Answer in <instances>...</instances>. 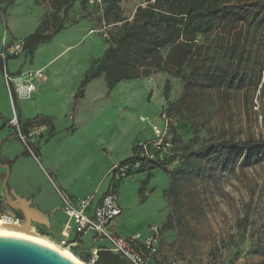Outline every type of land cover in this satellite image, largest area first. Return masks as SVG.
Wrapping results in <instances>:
<instances>
[{
  "label": "rangeland",
  "instance_id": "obj_1",
  "mask_svg": "<svg viewBox=\"0 0 264 264\" xmlns=\"http://www.w3.org/2000/svg\"><path fill=\"white\" fill-rule=\"evenodd\" d=\"M51 1L0 0V50L3 43L21 41L33 33L41 19L53 12ZM143 1L123 0L119 4L121 15L129 17L136 6L144 5ZM103 7L100 0H88L84 5L76 0L63 17L66 30L87 23L90 31H95L75 49H69V54H64L72 60L71 70L76 71L73 73L81 70L86 57L90 66L103 56L106 47L103 34L107 31L103 28ZM57 14L61 16L62 11ZM220 38L216 48L219 44L233 43L231 36H225L224 41ZM65 40L64 35L60 36L54 45L41 47L35 54L25 52L12 60L34 67L53 55L55 45ZM245 52L248 54L238 69L240 79L230 87L225 88L223 81L218 85L209 82L202 66L198 70L194 66L185 68L179 76L156 72L145 78L151 83L155 76L163 77L155 86L149 85L144 100L150 102L155 89L163 98L164 92L167 93L162 108L172 120L173 150L180 162L172 172L155 170L124 178L116 184V193L123 214L131 220L127 226L130 233L135 236L151 226L159 228V257L163 261L264 264V155L257 160H243L240 155L224 165L190 156L217 141L264 140V40L258 45H246ZM224 61L219 62L216 56L210 70L217 69V65L226 68L227 60ZM79 96L78 89L76 97ZM12 98L19 106L20 99L14 95ZM42 104L43 109L48 107ZM148 112L149 109L144 110L141 116H147ZM33 152L37 154L35 149ZM36 166L40 170L37 163ZM25 173L43 185L37 169L26 162L10 178L9 186L22 188ZM5 177L6 170L0 169V191L6 187ZM111 180L110 175L104 187ZM34 232L46 237L38 230Z\"/></svg>",
  "mask_w": 264,
  "mask_h": 264
},
{
  "label": "crops",
  "instance_id": "obj_2",
  "mask_svg": "<svg viewBox=\"0 0 264 264\" xmlns=\"http://www.w3.org/2000/svg\"><path fill=\"white\" fill-rule=\"evenodd\" d=\"M87 26V23H82L70 30L65 28L50 42L39 44L33 54L38 53L41 47L54 45L60 36L67 38V41L55 45L53 55L34 67H24L21 62L12 60L17 57L7 61L6 68L12 74L25 70H43L44 77L37 84L35 94L30 100L20 99L19 106L13 102V98L11 102L6 93L0 65V169L2 172L6 170L3 184L7 188H4L14 204L32 210L37 220L32 225L33 229L56 243L60 240V232L66 222L60 210L61 201L56 188L71 198H83L92 193L101 198L112 185L110 181L104 187L111 168L131 154L136 141L152 137L148 125L139 119L141 113L149 109L145 118L159 127L163 125L160 114L164 111L162 107L165 100L161 93L155 89L150 102L144 100L150 86H155V82L157 84L163 78L161 75L155 76L151 83L145 78L122 81L111 90L107 88L102 75L91 80L81 95L76 97L80 83L89 69L88 60L86 57L81 70L73 73L76 71L71 70L72 60L64 56L84 38L92 36L95 31H90ZM42 103L48 107L43 109ZM13 113L23 132L29 129L35 119H39L38 124L45 126L35 149L36 159L26 152L14 129L7 126ZM26 162L37 169L43 185L25 173L22 175V188L9 186L10 178H14ZM0 195H3V190ZM18 201L22 203L18 204ZM130 225L131 220L123 214L121 208V215L113 223L114 234L125 239L134 236L128 230L127 226ZM141 231L136 235L142 239L148 236L149 229ZM69 241L76 243L71 252L77 258H89L90 252L95 249L98 254L111 253L106 250L108 243L105 240L92 234L77 239L73 228L69 232Z\"/></svg>",
  "mask_w": 264,
  "mask_h": 264
},
{
  "label": "trees",
  "instance_id": "obj_3",
  "mask_svg": "<svg viewBox=\"0 0 264 264\" xmlns=\"http://www.w3.org/2000/svg\"><path fill=\"white\" fill-rule=\"evenodd\" d=\"M75 1L52 0L53 12L45 15L36 30L22 40L24 51L32 53L39 44L50 42L64 30L63 17ZM122 1L100 0L104 5L106 47L103 56L90 63L79 86L80 95L91 80L102 75L111 90L122 81L146 78L156 72L179 76L190 66L197 70L202 66L209 82L218 85L223 81L225 88L230 87L240 79L238 69L248 54L245 46L258 45L264 40V0H144V5L136 6L129 17L121 15L119 4ZM81 2L84 5L88 0ZM59 10L61 16L57 14ZM225 36H231L233 43L219 44L216 48L217 39L221 37L224 41ZM210 49L215 50L213 54ZM216 56L219 62L227 60L228 66L217 65V69L210 70ZM164 98H167L166 92ZM240 155L243 160L259 159L264 155V140L217 141L190 154L222 165ZM155 170L164 171L158 164H152L140 173ZM78 258L85 263L88 261L86 257ZM95 264L128 263L102 252Z\"/></svg>",
  "mask_w": 264,
  "mask_h": 264
},
{
  "label": "built area",
  "instance_id": "obj_4",
  "mask_svg": "<svg viewBox=\"0 0 264 264\" xmlns=\"http://www.w3.org/2000/svg\"><path fill=\"white\" fill-rule=\"evenodd\" d=\"M24 53L23 43L20 40L10 44L3 43L0 50L2 62V78L6 93L12 102V95L21 100H30L36 92L37 84L43 79V70H25L12 74L6 68L8 58L18 57ZM162 127L155 125L145 117H140L142 123H146L152 133V137L146 140L136 141L129 157L115 164L111 170V186L106 193L97 198L92 193L83 198H71L63 191L56 188L61 201V212L66 222L60 232L58 245L72 251L75 242L69 241V232L73 228L77 239L86 234H92L96 238L108 243L107 251L121 257L128 264H179L175 260H161L159 257L160 231L157 226L149 228V234L145 238L135 235L129 238H121L114 234L112 228L114 221L121 215L118 203L116 184L124 178L140 174L146 166L158 164L167 172L172 170L180 162V158L174 153L172 120L163 111L160 114ZM7 126L14 129L17 139L24 146L26 152L36 159L33 149H36L42 136L44 125L32 122L29 129L23 132L17 116L13 113ZM146 164V165H145ZM0 220L15 225H22L24 219L17 211H12L7 205L6 199L0 195ZM33 229V227H31ZM34 230V229H33ZM35 231V230H34ZM98 258V250L89 254L86 264H95Z\"/></svg>",
  "mask_w": 264,
  "mask_h": 264
},
{
  "label": "water",
  "instance_id": "obj_5",
  "mask_svg": "<svg viewBox=\"0 0 264 264\" xmlns=\"http://www.w3.org/2000/svg\"><path fill=\"white\" fill-rule=\"evenodd\" d=\"M3 194L12 211L19 212L24 222L23 227L31 228L37 220L32 210L24 205L14 204L6 189ZM0 264H74L62 255L38 244L10 237H0Z\"/></svg>",
  "mask_w": 264,
  "mask_h": 264
},
{
  "label": "bare ground",
  "instance_id": "obj_6",
  "mask_svg": "<svg viewBox=\"0 0 264 264\" xmlns=\"http://www.w3.org/2000/svg\"><path fill=\"white\" fill-rule=\"evenodd\" d=\"M22 203L18 201V204ZM0 237H10V238H17L21 240H26L50 250L57 252L58 254L62 255L69 261L73 262L74 264H86L77 257H75L71 251L60 247L58 244L50 240L48 237H42L38 234H35L32 228H26L22 225H15L9 224L2 220H0Z\"/></svg>",
  "mask_w": 264,
  "mask_h": 264
}]
</instances>
